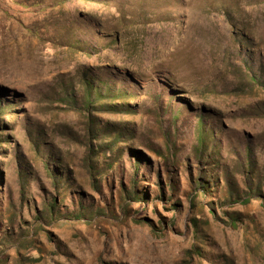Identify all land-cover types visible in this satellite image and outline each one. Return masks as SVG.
Returning a JSON list of instances; mask_svg holds the SVG:
<instances>
[{
  "label": "rangeland",
  "instance_id": "rangeland-1",
  "mask_svg": "<svg viewBox=\"0 0 264 264\" xmlns=\"http://www.w3.org/2000/svg\"><path fill=\"white\" fill-rule=\"evenodd\" d=\"M0 264H264V0H0Z\"/></svg>",
  "mask_w": 264,
  "mask_h": 264
},
{
  "label": "trees",
  "instance_id": "trees-1",
  "mask_svg": "<svg viewBox=\"0 0 264 264\" xmlns=\"http://www.w3.org/2000/svg\"><path fill=\"white\" fill-rule=\"evenodd\" d=\"M202 180L200 179V182H201ZM197 185H196V183H193V190L195 191V193L198 191L197 190V187H196ZM260 192V190L258 189V193ZM194 195V194H193ZM241 196H238V200H241ZM232 200L234 201L235 199H234V197H233V195H232ZM243 203H249V199L248 198H246V197H243V200H241ZM60 203H59V201H58V199H53V202H50V201H48V203L45 205V209H46V215H47V217H51L50 215H53V212H55V210L57 209L56 207L59 205ZM175 206H177V205H175ZM52 209L54 210L53 212H52ZM90 213H92L93 214V211H91ZM77 216V219H80L81 218V216H83V217H85L86 215L85 214H83V213H81V214H78V215H76ZM40 218H41V216H40ZM42 219V218H41ZM232 224H234V225H236L237 223L236 222H238V220H239V218L238 217H232ZM235 222V223H234ZM9 238H11V237H6L5 239H9Z\"/></svg>",
  "mask_w": 264,
  "mask_h": 264
}]
</instances>
